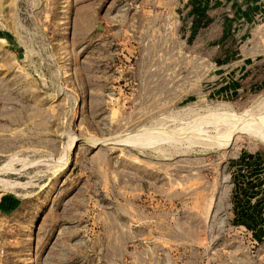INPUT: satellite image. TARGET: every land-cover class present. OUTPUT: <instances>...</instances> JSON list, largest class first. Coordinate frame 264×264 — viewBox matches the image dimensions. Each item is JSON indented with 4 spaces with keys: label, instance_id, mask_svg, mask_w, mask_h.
I'll use <instances>...</instances> for the list:
<instances>
[{
    "label": "rangeland",
    "instance_id": "1",
    "mask_svg": "<svg viewBox=\"0 0 264 264\" xmlns=\"http://www.w3.org/2000/svg\"><path fill=\"white\" fill-rule=\"evenodd\" d=\"M0 264H264V0H0Z\"/></svg>",
    "mask_w": 264,
    "mask_h": 264
}]
</instances>
